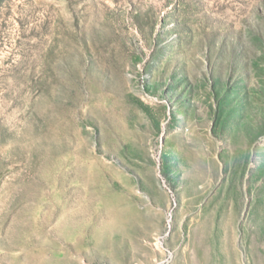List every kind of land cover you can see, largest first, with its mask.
I'll use <instances>...</instances> for the list:
<instances>
[{
  "label": "rangeland",
  "instance_id": "rangeland-1",
  "mask_svg": "<svg viewBox=\"0 0 264 264\" xmlns=\"http://www.w3.org/2000/svg\"><path fill=\"white\" fill-rule=\"evenodd\" d=\"M0 264H264V0H0Z\"/></svg>",
  "mask_w": 264,
  "mask_h": 264
}]
</instances>
